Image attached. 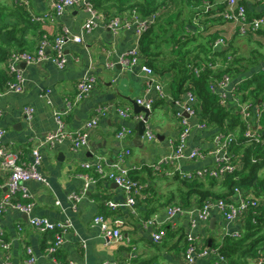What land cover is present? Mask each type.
<instances>
[{
    "label": "crops",
    "instance_id": "obj_1",
    "mask_svg": "<svg viewBox=\"0 0 264 264\" xmlns=\"http://www.w3.org/2000/svg\"><path fill=\"white\" fill-rule=\"evenodd\" d=\"M138 1L124 0L120 6L124 10H120L119 2L111 3L114 6L107 10L96 8L105 19H109L117 13L127 12L132 8L137 9L135 5ZM238 1L245 6L248 17H264V0ZM183 3V0H165L154 12L160 13L166 9L175 11L177 7L184 6ZM204 4L209 12L208 15L199 14L191 17V23L186 29L192 38L190 48L194 55L191 61H195L198 66L212 61L218 65V70L222 72L227 70L231 77L230 87H240L239 94H245V100L252 103L249 109L250 126L263 133L264 118H257L255 112L259 102L264 101V98L256 97L258 87L264 91V81L261 82V78L264 77V28L242 35L234 30L233 23L215 15L220 9L225 8L226 0H202L198 6ZM13 7V0H0L2 12L0 25L8 24L4 30L9 29L13 21L20 22L16 34L2 38L3 45L9 53L32 52L41 38L45 36L52 39L65 30L78 34L88 16L82 6L74 5L68 7L61 16L36 22L30 12L36 15L48 14L50 13L48 3L46 0H29V9H27L34 22L32 27H25L24 18L11 12ZM187 11L188 9L184 10L183 18H187ZM137 13L144 16L139 14V11ZM219 36L225 38V47L211 48L210 51L211 41ZM82 38L81 43L70 42L65 45L67 63L62 69L48 60L37 64H25L23 67L20 64L24 77L23 91L7 92L0 98L2 110L0 125L5 129L3 137L5 147L18 155V162L27 163L31 161L32 148L40 145L42 161L39 171L46 179V184L35 180L23 184L33 196L34 206L29 216L47 217L54 222L70 223L67 232L62 235L63 243L49 255L47 248L54 242L55 232H38L28 224V216L24 213L11 209L3 212L0 215V228L3 230L2 238L8 244V249L4 250L0 246V264H26V247L31 248L35 257L32 264H67L70 261L76 264H100L106 260L127 264L150 262L213 264L215 261L213 254L197 257L192 263L184 260L183 255L188 244L187 235H192L193 242L199 248L217 249L226 236H231V232H243L245 218L227 221L214 206L209 211L206 221L198 219L196 215L192 217L177 215L168 218L167 207L181 203L185 207L198 208L206 199L216 200L229 197L228 195H232L230 197L237 200L238 196L233 193L234 187L264 199V184H259V181L264 180L262 179L264 167L258 171L255 180L248 185H233L232 190L224 197H215V194L225 190L223 186L225 178L214 181L216 184L210 190L215 194L207 192L202 197L199 193L189 190L188 184L191 182L185 177V173L213 165L214 160L211 155L197 160L181 159L177 163V168L171 163H163L156 168V162L170 152L169 140L175 138L179 131V122L174 117V111L178 107L174 102L184 98V91L192 86L189 77L185 78L182 86H178L177 68L171 65L174 62L172 57L176 54H170L169 49L163 48L156 57L147 58L140 50V63H146L153 68L154 79L163 89L165 97L160 98L155 88L149 87L148 76L140 70L139 65L120 68L116 66L120 55L136 44L133 28L114 34L108 28L97 26L91 32L82 34ZM110 63H114L113 66H109ZM0 72L3 76L7 75L6 60L0 63ZM88 74L95 76V87L88 96L74 102L71 110L65 112L66 100H73L77 83ZM3 82L0 89L4 85ZM142 95L153 99L146 130L151 131L156 138L149 141L144 137L142 145L138 146L133 141L134 128L139 121L136 115H143V112L135 113L130 100ZM107 103L122 109L127 108L130 115L122 117L115 110L102 115L97 126L86 132L87 146L73 149L68 139L53 144L43 142L47 135L57 128L55 112L62 113L65 129L74 132L94 115L99 105ZM25 106L34 109L30 121L24 116ZM230 106L232 112L237 114L238 121L228 118L218 126L207 122L205 116L201 114V106L196 105L195 116L189 117L190 131L186 139V151L192 148L211 150L213 135L219 131L228 130L237 134L242 132L245 122L237 109L232 104ZM201 122H205L204 128L198 126ZM121 126L131 128L133 134L118 139L116 132ZM240 137L231 145L230 152L241 155L239 157L244 162L243 150L249 144L242 143ZM126 148L130 150L126 164L136 167L130 170V175L147 184L137 198L136 215L125 207L108 208L106 205L108 200L120 202L124 194L113 182L98 176L94 170V163L97 160L105 171L109 170L118 152ZM85 162L91 165L86 168L82 165ZM242 171L243 168L237 173ZM80 174L93 175L97 181L89 184L81 199L74 203L69 196L82 191L83 179L80 178ZM8 176L9 171L0 167V197L6 191ZM210 180L211 178H208L200 182L202 190H209ZM16 197L19 201L26 202L21 197V193H17ZM260 211L263 214L264 204L260 207ZM98 214L103 215L111 226L119 227L124 237L122 242L106 244L98 228L92 224L93 217ZM148 218L153 219L155 223L151 225L142 223V220ZM210 220H213V228L210 227ZM158 228L165 232L161 242H155L152 238L153 231H157ZM262 229L259 234L264 236L263 226ZM209 239H211L210 245H208ZM261 247H264V240L256 248ZM256 256L257 252L242 258V261L245 264H253Z\"/></svg>",
    "mask_w": 264,
    "mask_h": 264
},
{
    "label": "built area",
    "instance_id": "obj_2",
    "mask_svg": "<svg viewBox=\"0 0 264 264\" xmlns=\"http://www.w3.org/2000/svg\"><path fill=\"white\" fill-rule=\"evenodd\" d=\"M25 3L29 9L28 0H20ZM50 13L36 15L30 12L32 19L36 22H43L46 19H51L53 16H61L68 7L74 5L82 6L83 10L87 13V18L84 21L82 28L78 34H73L65 30L62 34L55 36L52 39L47 37L41 38L34 51H13L10 52L7 59V75L8 79L0 89V98L4 93L13 92L21 93L23 91L24 77L21 63L25 64H37L43 61H50L57 68L62 69L67 63V55L64 51L65 45L70 42L81 43L83 41L82 34L91 32L95 27L101 26L103 28L110 29L114 34H118L121 30L134 29L136 37V44L126 50L120 55L117 63L122 67H132L139 65L140 70L148 76L149 87L153 86L160 98L165 97L163 89L157 81L154 79L153 68L146 63H140L141 53L139 48V38L143 32L154 22L156 18V12L148 14L146 16L138 15L136 8H132L127 12H121L113 15L109 19L105 17L97 10L92 0H46ZM216 15L222 16L224 20H227L234 25V30L242 35L245 33L255 32L260 28H264V17H248L246 14L245 6L238 0H226L225 8L216 13ZM226 45L225 38L219 36L211 43L213 49H223ZM264 59V55H263ZM114 63H110L109 66H113ZM192 73L197 77L199 74L208 67L211 70H216L218 65L215 63L206 62L202 66L190 65ZM264 69V66H263ZM231 77L229 73L224 72L218 79H214L210 82L209 88L211 92L216 93L218 96V102L221 106L228 109L230 104L237 109L242 119L245 122V128L240 134L234 131H219L213 135L212 148L209 151H204L199 148H192L186 151V139L190 131L189 117L195 116V107L199 104L197 96L188 87L184 91V98L176 100L174 103L178 107L174 111V117L179 122V131L175 138L169 140L170 152L160 158L155 166L159 168L163 163H171L177 168V163L181 159L197 160L203 159L207 155H211L214 160L213 165L203 166L192 172L185 173V177L189 180L204 181L208 178H215L218 180L224 179L227 174L238 172L243 168L244 162L241 155H235L230 152V147L236 142L239 136H241L247 144H256L264 146V132H258L250 126L249 123V109L251 102L249 100H241L239 90L234 87H230ZM96 84V78L92 74H88L83 77L76 85V92L73 100H66L65 112L71 110L73 103L77 102L86 96L93 90ZM135 102L138 105L144 106L151 111L153 106V99L146 98L145 95L137 97ZM111 110H115L120 116L127 117L130 115V111L127 108H120L114 106L111 103L99 105L96 108L94 115L76 131H67L65 129V123L62 120L61 112L54 113V119L57 128L54 132H51L44 139V143L53 144L56 141L68 139L73 149H78L88 145V138L86 132L88 129L97 126L98 120L102 115H106ZM23 113L27 121H30L34 115V109L31 106H25ZM256 117L264 118V101L259 102L256 109ZM187 114V116L185 115ZM2 116V110L0 109V118ZM142 114H137L136 119L141 120ZM200 128L205 127V122H201L198 125ZM5 129L0 125V167L3 170L9 171V176L6 181V191L4 195L0 197V215L7 210H15L24 213L28 216V224L40 233L52 231L55 232V240L47 248V253L50 255L55 252L58 247L63 243V234H65L70 227L69 222H54L47 217L41 216H29L34 202L32 201V195L24 187V183L29 180H35L46 184V179L39 171V166L42 161V155L40 152V145H36L31 150V161L27 163H20L17 160L18 155L8 150L4 143L3 137ZM133 134L131 128L121 126L117 132L116 137L118 139H124L127 136ZM144 137L147 140L155 139V135L145 129ZM130 150L128 148L122 149L115 157V161L111 165L109 170H104L99 160L94 163V170L98 176L104 177L107 180L116 184V186L123 192L124 198L120 202L108 200L106 205L108 208L115 209L118 207H125L132 214L136 215V203L137 198L147 187V184L140 180L133 178L130 175V170L136 168L128 166L126 164V158L129 156ZM255 161V159H252ZM84 167H89L91 164L85 162L82 164ZM80 178L83 179V189L79 194L73 193L69 198L77 203L84 195V191L88 188L89 184H94L97 181L93 175L80 174ZM17 193H21V197L26 202L19 201L16 197ZM233 193L238 196L237 200H233L230 196L226 198H218L216 200L206 199L203 204L195 208L194 206L185 207L181 203L171 204L166 209L168 218H173L177 215H187L196 217L202 221H206L209 217V211L214 206L218 209L221 215L227 221H233L237 218H245V216L251 211V222L256 223V215L258 208L264 204V199L254 197L247 192L242 191L239 187H234ZM142 223L146 225L154 224L153 219H144ZM92 224L96 226L105 240L106 244L122 242L124 237L118 226H111L103 215H95L92 219ZM193 224V223H192ZM3 230L0 228V246L4 249H8V244L4 242ZM165 232L161 228L157 231H153L152 238L155 242H161ZM231 235L238 237V232H231ZM188 244L184 251V260L187 263H192L197 257H206L213 254L215 261L213 264H227L225 257L219 253V248H199L193 242L191 234L187 235ZM25 252L27 258L26 264H32L35 261V257L30 247H26ZM67 264H76L73 261ZM100 264H127L126 262H111L103 261ZM149 264H155L150 262ZM253 264H264V248L257 250V256Z\"/></svg>",
    "mask_w": 264,
    "mask_h": 264
},
{
    "label": "trees",
    "instance_id": "obj_3",
    "mask_svg": "<svg viewBox=\"0 0 264 264\" xmlns=\"http://www.w3.org/2000/svg\"><path fill=\"white\" fill-rule=\"evenodd\" d=\"M92 1L95 7L101 8L102 10H107L108 8L114 6V4L111 5V3L119 2L121 3L119 5L120 10H124L122 7H120L124 0ZM164 1L165 0H139L135 6L140 12L139 14L145 16L156 11ZM183 1L184 6L177 7V10L175 11H167L166 9L165 12L167 13L164 14V12H158L156 14L154 22L140 36L139 48L141 52L147 56V58L156 57L157 53L162 51L163 48L169 49L170 54H179L180 61L174 59V62L171 63V65L177 68L178 73H176V77L179 80L178 86H182L185 78L189 77L192 86H189L188 89L192 90L197 96L199 105L201 106V114L202 116H205L206 121L215 123L218 126L222 125L223 121L228 118L236 119L235 121L237 122V114L232 112V107L230 106L228 109H226L225 107L221 106L218 102L217 94L211 92L209 88L210 82L214 79L220 78L224 72L218 70V68L216 70H211L206 67L199 74V76L196 77L192 73L190 67L192 64H190V60L184 59L187 57L185 53L191 52V50H187V46L192 44V38H190L191 35L189 32H186L187 25L191 23V17L197 13L207 16L209 12L207 11L205 4L198 6L201 4L202 0ZM13 5L15 8L13 7L11 12L13 14H17L18 17L24 18L23 23L25 27H32L34 21L31 19L29 10L27 9L25 3H22L20 0H13ZM184 9L190 10L191 15H189L187 18L182 17ZM223 9H220V11ZM0 13L2 12L0 11ZM216 16L222 18L220 15ZM7 25L5 23L0 25V63L5 62L9 55V52L6 51L3 45L2 38H9L10 34H16L17 30H19L18 26L20 25V22L13 21L10 24V28L4 30ZM183 32L185 34H183ZM211 48L212 47L210 43V51ZM215 52H217V50H215ZM210 63L213 64L212 61ZM193 64L195 65V63ZM225 72L228 71L226 70ZM7 79L8 75L3 76L0 72V86L1 82L4 81L3 83H5ZM262 81H264V77L261 78V82ZM237 89L240 90V87H237ZM240 96L241 99H246L245 94L242 93ZM256 97L260 99L264 98V91H262L260 87L256 89ZM242 129L243 128H241V130ZM240 140H242V143L245 142L242 137H240ZM243 151V171L240 173L234 172L227 174L224 177L225 180L223 182V186L225 190L216 194L210 190L216 184L214 182L216 181L215 178H211V180L208 182V191L201 189V181L199 180H190L191 183L188 184L190 188L189 190L199 193L200 196H205L207 192H211L212 194H215V197H224L227 192L232 190L233 185H248L250 182L255 180L257 178L258 171L264 167V146L249 144ZM252 157L255 159V161H252ZM259 184H264V180L259 181ZM257 212H259V214L256 215V223L251 222V216H253V214L250 211L245 216L246 223L243 232L239 233L238 237H234L232 235L226 236L223 240V243L219 246V253L225 257L227 264H245V262L242 261V258L255 254V252H257L259 249L256 248L257 245L264 240V236L259 234L260 231H263L262 226L264 227V212L262 214L260 208H258Z\"/></svg>",
    "mask_w": 264,
    "mask_h": 264
},
{
    "label": "water",
    "instance_id": "obj_4",
    "mask_svg": "<svg viewBox=\"0 0 264 264\" xmlns=\"http://www.w3.org/2000/svg\"><path fill=\"white\" fill-rule=\"evenodd\" d=\"M21 66H25V63H21ZM116 66L118 68L122 67L119 63L116 64ZM131 104L133 106V110L135 113H140L143 112V118L141 120H139L137 122V124L135 125V135H134V143L135 145L141 146L143 143V138H144V132L146 129V122L148 121V117L151 113V111L147 108H145L144 106L138 105L135 100H130ZM187 116V114H185ZM115 186L116 184L113 183ZM210 227L213 228L214 224H213V220H210ZM211 243V239L208 240V245H210Z\"/></svg>",
    "mask_w": 264,
    "mask_h": 264
},
{
    "label": "rangeland",
    "instance_id": "obj_5",
    "mask_svg": "<svg viewBox=\"0 0 264 264\" xmlns=\"http://www.w3.org/2000/svg\"><path fill=\"white\" fill-rule=\"evenodd\" d=\"M134 1H136V0H134ZM136 11H137V9H135ZM184 10H186V9H184ZM167 11H169V10H167ZM138 12V11H137ZM163 12H165V11H163ZM167 13V12H166ZM189 15H191V13H190V10H188L187 11V17L189 16ZM196 15H199L198 13L197 14H194V16H196ZM192 44H189L188 46H187V50H191V48H189L190 46H191ZM184 51V50H183ZM192 51V50H191ZM191 53V52H190ZM185 53L186 55H187V57L186 58H184V59H187V60H190L189 62H190V64H193L195 61H191V59H192V57H193V53ZM195 53V52H194ZM185 57V56H184ZM173 59H176V60H179L180 61V55H174L173 57H172ZM157 132V131H156Z\"/></svg>",
    "mask_w": 264,
    "mask_h": 264
}]
</instances>
